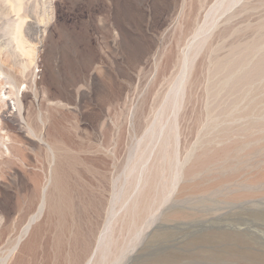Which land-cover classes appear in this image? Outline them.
Wrapping results in <instances>:
<instances>
[{
	"label": "rangeland",
	"instance_id": "374dc122",
	"mask_svg": "<svg viewBox=\"0 0 264 264\" xmlns=\"http://www.w3.org/2000/svg\"><path fill=\"white\" fill-rule=\"evenodd\" d=\"M0 10V264H264V0Z\"/></svg>",
	"mask_w": 264,
	"mask_h": 264
},
{
	"label": "bare ground",
	"instance_id": "6f19581e",
	"mask_svg": "<svg viewBox=\"0 0 264 264\" xmlns=\"http://www.w3.org/2000/svg\"><path fill=\"white\" fill-rule=\"evenodd\" d=\"M231 1H232V0H231ZM238 1H239V0H238ZM22 2H23V1H22ZM11 3H12V2H11ZM233 3L237 4L236 2H233ZM10 5H11V4H10ZM230 5H231V4H230ZM19 6L21 7V4H20ZM23 6H24V5H23ZM23 6H22V7H23ZM12 8H13V7H12ZM228 8H229V7H228ZM19 10H20V9H19ZM0 11H2V10H0ZM4 13H5V12H4ZM8 13H9V12H8ZM19 13H20V12H19ZM10 14H11V13H10ZM28 14H30V13H28ZM221 14H222V13H221ZM5 15H6V14H5ZM219 15H220V14H219ZM6 16H7V15H6ZM29 16H31V15H29ZM29 16H28V17H29ZM228 16H229V15H228ZM228 16H227V17H228ZM26 17H27V16H26ZM32 17H33V16H32ZM32 17H31V18H32ZM34 17H35V16H34ZM37 18H38V17H37ZM37 18H36V20H37V22H38L39 20H38ZM4 19H5V16H4ZM11 19H12V18H11ZM16 19H17V18H16ZM13 20H14V19H13ZM34 20H35V19H34ZM36 20H35V24H34L33 26H34L35 32H38V31H40V29H39L38 23H36ZM30 21H31V20H30ZM26 22H27V21H26ZM32 22H33V21H32ZM19 23H21V22H19ZM29 24H31V22H29ZM215 25H216V24H215ZM27 26H28V25H27ZM31 26H32V24H31ZM24 27H26L25 24H24ZM25 29H26V28H25ZM4 30H5V29H4ZM20 30H21V29H20ZM22 30H23V28H22ZM26 30H27V29H26ZM24 31H25V30H24ZM30 31H31V30H30ZM26 32H27V31H26ZM17 33H18V32H17ZM29 33H30V32H29ZM23 34H24V33H23ZM23 34H22V35H23ZM18 35H19V34H18ZM24 35H25V34H24ZM24 35H23V36H24ZM16 36H17V35H16ZM7 37H8V36H7ZM11 37H12V36H11ZM17 37H18V40H19L17 46L14 45L15 47L12 48V42H11L12 40H11V41L8 40V41H5V42H4V46H3L4 49H2V50H6V51H7L8 49H12V51H17V48L20 47V44H19V43L22 41V39H21L22 36L20 37V35H19V36H17ZM29 37H30V34H29ZM37 37H38V36H37ZM25 38H27V36H26ZM2 39H3V38H2ZM16 39H17V38H16ZM20 39H21V41H20ZM28 39H29V38H28ZM0 42H1V41H0ZM23 43H26V42H23ZM16 44H17V42H16ZM2 45H3V44H2ZM24 45H25V44H24ZM1 47H2V46H1ZM23 49H24V48H23ZM1 52H2V51H1ZM9 52H10V51H9ZM9 52H8V53H9ZM12 53H13V52H12ZM12 53H11V54H12ZM15 53H16V52H15ZM16 54H17V53H16ZM16 54H15V55H16ZM12 55H13V54H12ZM18 55H20L19 52H18ZM18 57H21V55L18 56ZM14 58H15V56H14ZM22 60H23V59H22ZM24 63H25V62H24ZM3 66H4V64H3ZM1 67H2V66L0 65V71L3 72V70H2ZM4 71H5V70H4ZM23 73H24V72H23ZM23 73H22V76H24ZM3 75H6V74H3ZM6 76H7V75H6ZM6 80H7V79H6ZM6 80H5V82H6ZM12 80H13V79H12ZM12 80H10V81H12ZM5 82H4V83H5ZM0 83H1V82H0ZM2 83H3V82H2ZM13 83H14V82H13ZM13 83H12V84H13ZM10 84H11V83H10ZM7 87H8V86H7ZM13 87H14V86H13ZM2 88H3V87H2ZM12 90H13V89H12ZM15 90H16V89H15ZM17 91H18V90H17ZM18 92H19V91H18ZM18 92H16V93H18ZM18 94H19V93H18ZM18 94H17V96H18ZM3 96H4V95H3ZM6 96H7V95H6ZM6 96H4V97L2 98L3 101L6 99ZM17 96H16V97H17ZM13 99H14V98H13ZM14 100H16V99H14ZM16 101H17V100H16ZM19 101H20V100H19ZM4 103H5V101L3 102V104H4ZM10 104H11V111H12V110H17L16 114L19 116V115H20V110H21L20 107L16 106L17 103L14 102V101H11ZM4 105H5V104H4ZM17 105H19V103H18ZM1 106H3V105H1ZM20 106H21V105H20ZM5 107H6V106H4V108H5ZM9 112H10V111H9ZM12 112H13V111H12ZM10 113H11V112H10ZM16 114H14V116H16ZM21 114H22V113H21ZM10 115H11V114H10ZM14 121H17V128H18L19 130H24V131H23L24 134L27 135L28 132L30 131V128H29V127L27 126V124L23 121V118H21V117L19 116V118H18V119L15 118ZM40 132H41V131H40ZM33 133H34V132H33ZM41 134H43V133H41ZM28 135H29V134H28ZM37 135H38V134H37ZM32 136H33V134H32ZM33 137H34V136H33ZM34 138H35V137H34ZM8 139H9V138H8ZM37 139H38V140H41L42 138H41L40 136H37ZM4 140H5V139H4ZM8 141H9V140H8ZM35 141H36V140H35ZM4 142H6V141H4ZM33 142H34V141H33ZM1 143H2V142H1ZM6 143H7V142H6ZM39 143H40V142H39ZM2 144H3V143H2ZM4 144H5V143H4ZM36 144H37V143H36ZM0 145H1V144H0ZM9 146H10V145H9ZM9 146H8V147H9ZM4 147H5L4 149L7 151V150H8V149H7V146L5 145ZM2 149H3V147H2ZM4 149H3V150H4ZM5 150H4V151H5ZM4 151H3V152H4ZM8 151H9V150H8ZM4 153H5V152H4ZM42 204H43V203H42ZM40 209H41V208L39 207V211H40ZM38 213H39V212H38ZM37 216H38V215H37ZM33 219H35V218H33ZM29 227H30V222L24 227V232H26V231L28 230ZM24 232H23V233H24ZM13 252H14V251H13ZM8 256H9V255H8ZM4 258H6V257H4ZM4 258H2V259H4ZM2 261H3V260H2Z\"/></svg>",
	"mask_w": 264,
	"mask_h": 264
}]
</instances>
